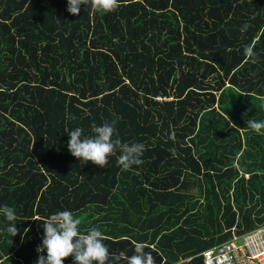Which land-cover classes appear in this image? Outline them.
Here are the masks:
<instances>
[{
	"label": "trees",
	"instance_id": "obj_1",
	"mask_svg": "<svg viewBox=\"0 0 264 264\" xmlns=\"http://www.w3.org/2000/svg\"><path fill=\"white\" fill-rule=\"evenodd\" d=\"M66 9L0 0V207L19 217L11 237L0 214V264H35L61 211L118 264L137 243L153 264H203L233 229L264 228V129L247 126L264 122V0ZM105 122L144 145L141 166L122 170L119 147L102 168L71 156L70 132Z\"/></svg>",
	"mask_w": 264,
	"mask_h": 264
},
{
	"label": "clouds",
	"instance_id": "obj_2",
	"mask_svg": "<svg viewBox=\"0 0 264 264\" xmlns=\"http://www.w3.org/2000/svg\"><path fill=\"white\" fill-rule=\"evenodd\" d=\"M85 2L86 0H67L66 10L69 14L78 16ZM87 2L94 12H112L119 6V0H87ZM245 52L250 57L255 55L252 47H247ZM247 126L259 132L264 129V122L248 119ZM92 133L91 136H84L83 129L77 127L68 135V151L79 162L86 165L90 162L102 168L108 164L109 157L116 154L119 147L121 153L118 163L122 170L128 171L142 165L144 145L122 143L116 138L114 124L105 122L94 126ZM0 214L7 221L6 232L11 234V237L16 236L19 217L15 209L3 206L0 207ZM80 223L81 221L70 211L57 212L48 217L42 227V243L37 248L38 258L35 264H64L69 257L72 258V264H118L124 253L110 259L103 232L97 227L82 231ZM143 249V244L137 243L135 254L127 257V264H153L151 254L145 253Z\"/></svg>",
	"mask_w": 264,
	"mask_h": 264
},
{
	"label": "built area",
	"instance_id": "obj_3",
	"mask_svg": "<svg viewBox=\"0 0 264 264\" xmlns=\"http://www.w3.org/2000/svg\"><path fill=\"white\" fill-rule=\"evenodd\" d=\"M232 239L202 254L203 264H264V228Z\"/></svg>",
	"mask_w": 264,
	"mask_h": 264
},
{
	"label": "bare ground",
	"instance_id": "obj_4",
	"mask_svg": "<svg viewBox=\"0 0 264 264\" xmlns=\"http://www.w3.org/2000/svg\"><path fill=\"white\" fill-rule=\"evenodd\" d=\"M222 25V24H221ZM118 118V117H117ZM132 120V119H131ZM133 122V121H132ZM144 124V123H143ZM133 130V129H132ZM126 133V132H125ZM177 231V230H176Z\"/></svg>",
	"mask_w": 264,
	"mask_h": 264
}]
</instances>
